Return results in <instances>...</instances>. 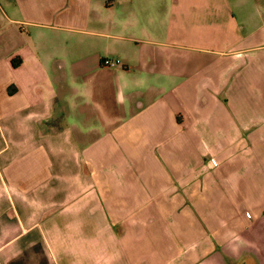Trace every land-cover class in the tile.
<instances>
[{
	"label": "crops",
	"instance_id": "1",
	"mask_svg": "<svg viewBox=\"0 0 264 264\" xmlns=\"http://www.w3.org/2000/svg\"><path fill=\"white\" fill-rule=\"evenodd\" d=\"M0 264H264V0H0Z\"/></svg>",
	"mask_w": 264,
	"mask_h": 264
},
{
	"label": "built area",
	"instance_id": "2",
	"mask_svg": "<svg viewBox=\"0 0 264 264\" xmlns=\"http://www.w3.org/2000/svg\"><path fill=\"white\" fill-rule=\"evenodd\" d=\"M120 62L117 60V61H109L107 62V65H109L110 67H113L115 65H118Z\"/></svg>",
	"mask_w": 264,
	"mask_h": 264
}]
</instances>
